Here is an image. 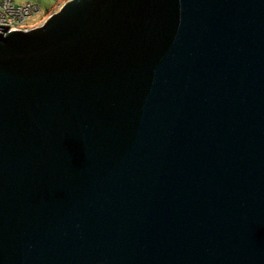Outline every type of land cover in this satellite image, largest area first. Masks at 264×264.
I'll list each match as a JSON object with an SVG mask.
<instances>
[{"label":"water","instance_id":"95a60500","mask_svg":"<svg viewBox=\"0 0 264 264\" xmlns=\"http://www.w3.org/2000/svg\"><path fill=\"white\" fill-rule=\"evenodd\" d=\"M0 25V264H264V0H71Z\"/></svg>","mask_w":264,"mask_h":264},{"label":"built area","instance_id":"2783aa9c","mask_svg":"<svg viewBox=\"0 0 264 264\" xmlns=\"http://www.w3.org/2000/svg\"><path fill=\"white\" fill-rule=\"evenodd\" d=\"M41 12L40 7L35 4L16 5L14 0H0V25L8 26V32H25L43 27L51 16L58 13L51 14L46 21L41 20L34 23L33 21L39 17Z\"/></svg>","mask_w":264,"mask_h":264},{"label":"rangeland","instance_id":"374dc122","mask_svg":"<svg viewBox=\"0 0 264 264\" xmlns=\"http://www.w3.org/2000/svg\"><path fill=\"white\" fill-rule=\"evenodd\" d=\"M67 1L71 0H14L16 5L22 3H31L38 5L41 9V13L39 17H37L33 22H38L41 20L46 21V19L55 12H60L62 7L65 5Z\"/></svg>","mask_w":264,"mask_h":264}]
</instances>
